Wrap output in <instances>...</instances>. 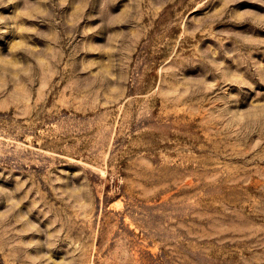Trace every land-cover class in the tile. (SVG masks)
I'll use <instances>...</instances> for the list:
<instances>
[{"label": "rangeland", "instance_id": "obj_1", "mask_svg": "<svg viewBox=\"0 0 264 264\" xmlns=\"http://www.w3.org/2000/svg\"><path fill=\"white\" fill-rule=\"evenodd\" d=\"M0 264H264V0H0Z\"/></svg>", "mask_w": 264, "mask_h": 264}]
</instances>
